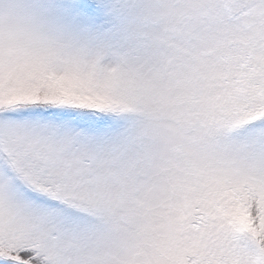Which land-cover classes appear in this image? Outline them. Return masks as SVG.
<instances>
[{
  "label": "snow or ice",
  "instance_id": "1",
  "mask_svg": "<svg viewBox=\"0 0 264 264\" xmlns=\"http://www.w3.org/2000/svg\"><path fill=\"white\" fill-rule=\"evenodd\" d=\"M0 264H264V0H0Z\"/></svg>",
  "mask_w": 264,
  "mask_h": 264
}]
</instances>
